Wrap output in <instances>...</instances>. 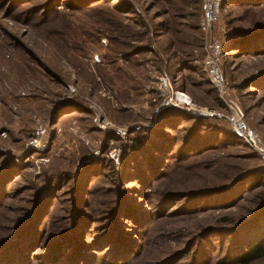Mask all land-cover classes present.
I'll return each instance as SVG.
<instances>
[{"label": "rangeland", "instance_id": "obj_1", "mask_svg": "<svg viewBox=\"0 0 264 264\" xmlns=\"http://www.w3.org/2000/svg\"><path fill=\"white\" fill-rule=\"evenodd\" d=\"M207 1L0 0V264H243L264 242L233 124L264 142V0L204 24Z\"/></svg>", "mask_w": 264, "mask_h": 264}, {"label": "built area", "instance_id": "obj_2", "mask_svg": "<svg viewBox=\"0 0 264 264\" xmlns=\"http://www.w3.org/2000/svg\"><path fill=\"white\" fill-rule=\"evenodd\" d=\"M223 0H208L204 5L205 17L203 18V23L208 24L214 20L220 10ZM223 56V46L219 43H214L213 54L208 55V65H212L208 70L211 82L216 87L220 93L224 94L226 92L227 81L224 76L219 72V67L214 64V61L219 60ZM233 124L235 129L239 134H241L247 143L255 149L258 153L259 158L264 164V142L259 137L258 133L251 128H248L242 120L233 119Z\"/></svg>", "mask_w": 264, "mask_h": 264}, {"label": "trees", "instance_id": "obj_3", "mask_svg": "<svg viewBox=\"0 0 264 264\" xmlns=\"http://www.w3.org/2000/svg\"><path fill=\"white\" fill-rule=\"evenodd\" d=\"M135 145L136 143L134 142V146ZM256 179H257L256 183L258 182L262 183V181H264V170L258 173V175L256 176ZM257 203H258L257 207L252 209L249 214L244 215L243 219H241L242 221H240V223L238 222L239 224H242L252 219L264 207V196L263 195L260 197ZM239 257H240L241 263L243 264H249L256 260H260L264 258V242L262 240H254L252 243H250L247 246L246 251H243V253L239 255Z\"/></svg>", "mask_w": 264, "mask_h": 264}, {"label": "bare ground", "instance_id": "obj_4", "mask_svg": "<svg viewBox=\"0 0 264 264\" xmlns=\"http://www.w3.org/2000/svg\"><path fill=\"white\" fill-rule=\"evenodd\" d=\"M182 96H183L182 93H178V97L181 98V100L183 99ZM188 99H189V98H188ZM188 99H187V100H188ZM188 101H189V100H188Z\"/></svg>", "mask_w": 264, "mask_h": 264}]
</instances>
